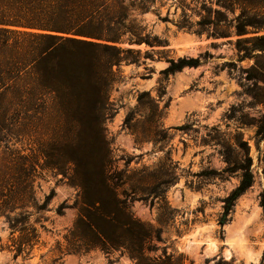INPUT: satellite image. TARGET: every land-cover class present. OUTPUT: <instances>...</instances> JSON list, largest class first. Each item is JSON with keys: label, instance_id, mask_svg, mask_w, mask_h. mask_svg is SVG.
<instances>
[{"label": "rangeland", "instance_id": "1", "mask_svg": "<svg viewBox=\"0 0 264 264\" xmlns=\"http://www.w3.org/2000/svg\"><path fill=\"white\" fill-rule=\"evenodd\" d=\"M126 1L147 31L166 39L169 56L198 60L196 66L171 74L161 73L168 63L155 57L138 65L123 63L111 90L114 113L104 126L114 165L151 191L146 199L129 202L133 216L160 234V240L151 238L146 255L165 252L180 257L182 264H215L219 259L264 264L259 204L264 135L256 132L264 120V0H145L143 12L139 0ZM142 92L147 94L138 102ZM30 126L31 135L51 132L44 124ZM17 137L13 122H0V150L22 147ZM246 157L252 184L220 226L223 200L239 183L238 167ZM50 190L53 196L42 210L31 205L0 210V264H109L108 258L111 264H133L118 251L107 257L98 249L70 250L64 236L77 217L72 205L78 189L61 174L38 169L36 202ZM19 212L37 228L39 239L27 256L14 259L9 246L17 233L10 234L8 218ZM234 236H241L252 256L236 254ZM209 242L217 247L212 254L205 252Z\"/></svg>", "mask_w": 264, "mask_h": 264}, {"label": "trees", "instance_id": "2", "mask_svg": "<svg viewBox=\"0 0 264 264\" xmlns=\"http://www.w3.org/2000/svg\"><path fill=\"white\" fill-rule=\"evenodd\" d=\"M139 2L145 11V0ZM123 43L162 49L141 51ZM167 45L132 15L126 0H0V122H13L15 140L22 143L0 150L1 212L26 205L44 209L53 190L38 204L34 181L38 169H51L78 189L72 205L77 217L64 236L70 250L98 249L107 257L118 251L133 264H182L165 252L146 255L151 238L160 240V234L133 216L129 202L144 200L151 191L114 165L104 126L114 113L110 94L123 63L163 59L168 63L163 74L198 64L196 58L169 56ZM146 94L139 93L137 101ZM31 123L46 125L50 134L31 135ZM256 132L264 135V120ZM238 168L240 180L223 200L220 226L253 181L248 157ZM259 204L264 215V190ZM62 208L57 207L60 214ZM25 215L8 218L10 234L17 233L9 246L14 259L27 256L38 243V230ZM215 264L230 263L219 259Z\"/></svg>", "mask_w": 264, "mask_h": 264}, {"label": "bare ground", "instance_id": "3", "mask_svg": "<svg viewBox=\"0 0 264 264\" xmlns=\"http://www.w3.org/2000/svg\"><path fill=\"white\" fill-rule=\"evenodd\" d=\"M231 239H233V241H234V239H236V240H238V244H239V246L237 247V249H236V254L237 255H239V256H243V255H248V257H250V256H252V253L251 252H249V250H247L248 248L245 246L244 247V244L242 243V238H241V236H234V237H232ZM216 245L214 244V243H212V242H209V243H207L206 244V246H205V252H206V254H212V253H214L215 251H216ZM255 253V252H254ZM254 256H256V255H254ZM243 257H245V256H243ZM257 257V256H256ZM256 257H254V258H256ZM253 258V259H254Z\"/></svg>", "mask_w": 264, "mask_h": 264}, {"label": "water", "instance_id": "4", "mask_svg": "<svg viewBox=\"0 0 264 264\" xmlns=\"http://www.w3.org/2000/svg\"><path fill=\"white\" fill-rule=\"evenodd\" d=\"M127 46H131V45H129V44H126Z\"/></svg>", "mask_w": 264, "mask_h": 264}]
</instances>
